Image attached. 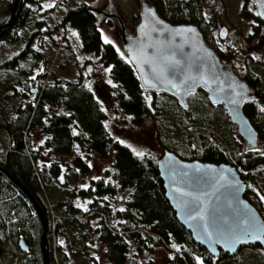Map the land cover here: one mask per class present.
<instances>
[{
    "label": "trees",
    "instance_id": "16d2710c",
    "mask_svg": "<svg viewBox=\"0 0 264 264\" xmlns=\"http://www.w3.org/2000/svg\"><path fill=\"white\" fill-rule=\"evenodd\" d=\"M32 1L34 0H21L14 24L2 31L0 39L9 36L11 28L21 14L24 15L26 3ZM149 1L168 21L195 24L219 58L229 59L232 56L230 52L221 51L213 44L215 19L202 15L200 0ZM248 3L249 0H243L240 15L253 17L263 23L264 20L247 9ZM89 7L84 1L77 3L64 13L57 27L77 30L83 51L94 53L105 66L110 67L117 102L124 111L132 115L134 122L142 123L147 117L155 118L157 115L162 124L172 123L182 126L183 129L187 127L200 129L195 134L198 144L193 157L188 154H184L187 158L182 157L177 154L178 151L174 153L184 159L197 158L203 161L234 164L239 168L237 169L244 181L251 180L250 169L258 163H264V156L255 154L247 148L242 149V146L237 147L231 124L222 106L212 105L203 90L188 95L186 109L180 108L170 96H163V99L152 93V100L148 101L147 92L142 89L125 51H119L112 43H105L99 24L96 23V18ZM9 19L10 16L3 23ZM254 29L257 31V28ZM52 31L47 34L50 35ZM34 35L35 32L27 45L17 55L7 60L5 65L14 64L27 52L33 56L40 55L30 47ZM253 71L251 69L239 76L254 88L258 85L259 78ZM34 101L26 104L18 118L7 123L12 144L5 154L4 161H0L4 169L0 168V238L10 237L15 230L25 224L24 209L36 212L28 192L45 210L48 218V241L54 235H58L66 238L67 246L73 255L78 254L82 248L88 251L90 246L88 247L84 239L77 241L75 238L81 233L85 223L78 218L81 214L80 208L73 198L75 195L101 197L115 194L114 183L103 178L92 179L86 188H80L77 192L72 190L68 198L53 203L55 214L42 199L41 191L59 173L60 167L57 163L45 166L38 161L40 149L34 148L31 134L37 128H41L45 135L41 146L46 148L49 154L71 156L73 164L80 167L83 172L89 168L85 161L86 157L111 155L115 169L113 176L117 183L122 187L131 188L125 206L121 208L123 211L119 209L112 212L107 204L96 200L90 204L93 211L102 213L97 231L106 246V256L110 264H150L131 258L129 252L131 246L137 251L149 249L155 240L164 241L171 246L172 243L176 244L177 251L182 254L179 258L181 264H199L200 260L203 264H217L219 260L234 255L238 264H264V254L252 249L257 247V244L240 246L239 251L232 255L219 251L216 256H212L203 246L191 239L189 231L175 219L171 205L165 197L157 165L158 159L149 155L139 157L129 146L113 139L106 127L107 111L86 83L80 80H56L52 85L39 88ZM158 102L162 103V106ZM260 105H264V91L259 92L254 102L244 106V113L256 129L258 137L264 140V111H261ZM159 108L161 110H158ZM12 215L16 219L12 220L10 225ZM116 217L125 220L122 223L114 222L113 219ZM57 249L62 252L59 244ZM49 251L51 264H56L53 250Z\"/></svg>",
    "mask_w": 264,
    "mask_h": 264
},
{
    "label": "rangeland",
    "instance_id": "374dc122",
    "mask_svg": "<svg viewBox=\"0 0 264 264\" xmlns=\"http://www.w3.org/2000/svg\"><path fill=\"white\" fill-rule=\"evenodd\" d=\"M14 1L0 0V24L5 22L9 16L11 17ZM81 1H84L88 6L98 8H104L108 3L107 0H34L26 3L24 15L21 14V17L11 28L9 36L0 39V161H4L5 154L12 144L7 123L18 118L28 102H35L37 91H31L33 88L39 89L52 85L56 80H80L86 83L107 111L106 127L113 139L129 146L134 153L143 152L144 155L158 159L168 149L175 153L178 151L183 155L177 154L185 158L187 155L184 154L193 157L198 144L195 134L200 129L195 130L190 127L183 129L182 126L172 123L162 124L157 115L155 118L147 117L142 123H135L132 115L124 111L117 102L114 82L110 77V71H108L110 67L105 66L94 53L83 51L77 30L57 27V23L64 13ZM113 2L117 11L122 14L128 29L134 32L135 26L140 20L139 0H113ZM200 2L202 15L215 19V28L212 33L215 47L224 52H231L233 57L241 52L239 75L251 69L254 70L253 73L259 78V83L254 89L258 93L264 91V21L260 23L253 17L240 15L243 0H200ZM247 9L256 15L255 0H249ZM220 26H225L227 29L224 39H219L217 36ZM53 28L54 31H52ZM254 28H257V31ZM99 29L104 41L105 39L111 41L121 52L124 50L119 30L113 20L103 19L99 24ZM50 30L52 33L48 35ZM33 32L35 35L30 41V47L38 51L40 55L33 56L27 52L14 64L5 65L7 60L17 55L27 45ZM221 62L226 64L228 59H221ZM233 71L237 70L233 68ZM152 93L151 91L147 92L148 101L152 100ZM155 94L159 98L169 96L165 93ZM158 104L162 106V103L158 102ZM259 107L262 109L264 105ZM210 128L209 125L208 129ZM231 129L237 147L240 148L243 140L236 134L232 125ZM44 136L41 128H37L32 132L31 140L34 141V148L40 149L38 158L40 164L48 166L57 163L60 167L59 173L41 191L42 199L55 214L56 209L53 207V203L68 198L72 190L77 192L80 188H86L82 185L88 186L94 177L110 181L115 184L116 188L113 195L101 197L75 195L73 198L80 208L81 214L78 218L85 223V227L75 238L77 241L83 238L88 247L90 246L88 251L82 248L78 254L73 255L69 250L70 247L67 246L66 238L54 235L50 241L47 237L49 254V250H53L56 264H110L106 256V246L97 231L101 224L102 213L93 211L90 204L96 200L107 204L112 212H116L124 208L131 188L122 187L117 183L113 176L115 169L111 155L86 157L85 161L89 168L83 172L80 167L73 164L71 156L49 154L46 148H42ZM257 144L255 150L248 145L245 147L255 154L264 156V140L259 138ZM189 148L192 152L189 151ZM249 173L252 179L245 181L244 196L264 218V201L260 199L261 196H264V163L256 164ZM23 213L25 224L15 230V233L10 237L0 238V264H44L41 248L42 220L33 210L24 209ZM14 219L16 217L12 215L10 225ZM113 220L122 223L125 219L116 217ZM12 229L13 226L10 227V233ZM20 235L25 236L30 246L29 252H24L19 248ZM57 244L61 246L62 252L58 251ZM173 245L176 244L172 243L171 246L164 241L155 240L151 248L142 251H137L131 246L129 255L131 258L150 264H181L179 258L182 257V254L177 251V245L176 247ZM252 249L264 254V250L259 245ZM238 251L239 248L236 252ZM217 264H238V262L234 255L219 260Z\"/></svg>",
    "mask_w": 264,
    "mask_h": 264
},
{
    "label": "water",
    "instance_id": "95a60500",
    "mask_svg": "<svg viewBox=\"0 0 264 264\" xmlns=\"http://www.w3.org/2000/svg\"><path fill=\"white\" fill-rule=\"evenodd\" d=\"M107 1L104 8L90 6L89 10L94 14L97 24L103 19L114 21L124 44L126 58L132 64L145 92L165 93L180 108L186 109L188 95L203 90L212 105H221L224 109L236 134L243 140L242 149L246 148L245 145L252 148L258 146V133L245 115L244 106L252 103L259 93L240 78L229 63L221 62L195 24L172 23L149 0H139L140 20L132 32L113 0ZM20 2L14 1L10 19L0 25V34L14 24ZM255 5L256 14L264 12V2L255 0ZM257 16L264 20V15ZM188 29L193 31L189 32ZM226 34V27L220 26L218 38L224 39ZM160 69H164L166 79L176 84V88L156 78ZM157 165L165 197L175 219L189 231L191 239L203 246L210 255L216 256L219 251L232 255L240 246L248 244H257L264 250V243L259 240L236 244L235 251L229 250L224 240L215 243L216 232L226 236L235 233L244 238L242 221L245 218H252L264 234V218L244 196L246 183L234 164L197 158L184 159L173 151L165 150L158 158ZM0 168L4 170L1 165ZM27 194L42 220L41 248L44 264H51L47 248L48 218L36 198ZM204 225H207L208 232L213 233L211 237L205 235ZM18 246L24 252L30 251L24 235L19 236Z\"/></svg>",
    "mask_w": 264,
    "mask_h": 264
},
{
    "label": "snow or ice",
    "instance_id": "6c2138e0",
    "mask_svg": "<svg viewBox=\"0 0 264 264\" xmlns=\"http://www.w3.org/2000/svg\"><path fill=\"white\" fill-rule=\"evenodd\" d=\"M260 2H264V0H260ZM151 15L154 16L155 13L152 12ZM257 15H264V12H258ZM160 23L162 24L163 21H160ZM187 31L191 32L193 30L188 29ZM105 43H111V41L105 39ZM110 70L111 69H108V71H110ZM156 78L158 80H161V82H167L169 84H172L173 88L177 87V85L172 83L171 80L166 79L164 69H160L157 71ZM32 79H35V77H32ZM109 83H111V81H109ZM232 102L235 103L236 101H232ZM261 111H264V108H262ZM135 154L139 157L144 156L143 152H136ZM94 179H97V178L94 177ZM61 180H63V177H61ZM82 187H87V186L82 185ZM236 190L239 191V188H237ZM260 199L262 201H264V196H261ZM193 210H195V209L193 208ZM85 211H87L86 208H85ZM121 211H123V209H121ZM192 218L195 219L196 217H192ZM200 219H203V217H200ZM242 224H243L242 234H243L244 238H241L240 235H236L235 233H233L231 236H226L225 234H223L221 232H216L215 233V235H216L215 243H220L221 240H224L229 245V250H231V251H235V245L239 244V243H248V242H253L256 240H259L262 243H264V234H262L261 229L255 225L254 220L252 218H245L242 221ZM204 228H205V235L207 237H211L213 235V233L207 231V225H204ZM173 247H176V245H173ZM197 259L199 260V258H197ZM199 264H203V261L200 260Z\"/></svg>",
    "mask_w": 264,
    "mask_h": 264
},
{
    "label": "flooded vegetation",
    "instance_id": "af4514ba",
    "mask_svg": "<svg viewBox=\"0 0 264 264\" xmlns=\"http://www.w3.org/2000/svg\"><path fill=\"white\" fill-rule=\"evenodd\" d=\"M231 53V52H230ZM232 55V54H231ZM242 57V53L240 52L239 54H237L236 56L233 57V55L228 59V63L231 65L232 69L235 68L236 73L238 74L239 76V60L241 59ZM240 77V76H239ZM34 90L33 91H37L38 89L36 88H33ZM254 102V101H253ZM257 149V148H254V150Z\"/></svg>",
    "mask_w": 264,
    "mask_h": 264
}]
</instances>
